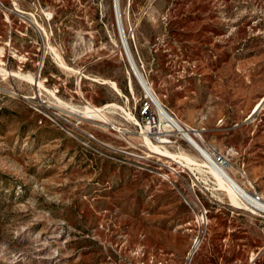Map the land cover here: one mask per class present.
<instances>
[{"label":"rangeland","instance_id":"rangeland-1","mask_svg":"<svg viewBox=\"0 0 264 264\" xmlns=\"http://www.w3.org/2000/svg\"><path fill=\"white\" fill-rule=\"evenodd\" d=\"M120 7L165 107L264 196V0ZM82 95L113 103L107 123H84L113 147L91 149L34 108L57 97L83 109ZM146 102L160 126L114 0H0V264H264V216L233 204L180 131L141 135Z\"/></svg>","mask_w":264,"mask_h":264},{"label":"bare ground","instance_id":"bare-ground-1","mask_svg":"<svg viewBox=\"0 0 264 264\" xmlns=\"http://www.w3.org/2000/svg\"><path fill=\"white\" fill-rule=\"evenodd\" d=\"M120 1L121 0H115V10H116V13H117V16L119 19V23L121 20L119 31L121 33V37H122V40L124 43L126 54L129 55V58L132 62V66H133V67L131 66L132 70L135 73L139 83L143 87L144 92H145V96L148 97L152 101L153 105L155 106V108L157 109V111L159 113L160 120L162 121V124H160V126H159L160 121L159 122L156 121V124H154V123L147 124L146 128H148V132L151 130H155L160 136V135H162V133H165L167 130L180 131L183 134V136L186 138V140L206 160V163L210 166L211 170L218 176L220 185L227 189V191H228V193L232 199L233 204H235V205L240 204L241 200H244L246 202L250 201V200L252 201V199H253L252 194L243 185H241L234 178V176L231 175V173L227 169V164L220 163L216 159L213 151H211L207 146L203 145L201 143L202 142L201 140H200L201 142L198 140L197 137L200 138L202 134H198V133L192 134L191 132H189L186 128L183 127V125L174 116V114H172L171 111H169L165 107V105L163 104L161 99L158 97V95L156 94V92L154 91V89L152 88V86L150 85L148 80L146 79L144 73L138 67V65L135 61V58L132 54V51L130 49L129 42L127 39V35L125 33V30H124V27L122 24V18H121V13H120V8H121L120 7ZM107 81L108 80H105V82H107ZM36 82H37V80H36ZM112 83L118 90H120L118 85L116 84V82L112 81ZM68 106L72 112L80 113L86 118H92L93 120H97V121H101V122H105V123H107L109 121V117L104 112H102V110L97 111V110L93 109L92 105L90 103L86 104L83 109H80V108H78L74 105H71V104ZM258 106H259V104L257 105V107ZM129 115H131V113ZM142 134H146V133H142ZM145 137L149 138V136L147 134L145 135ZM163 141H164V139H163ZM154 146L156 149L160 148L159 145H154ZM164 153L168 154L169 151L167 149H165ZM182 156L185 158L190 157L187 155H182ZM191 160H193V159H191ZM255 193H257V198L264 199V196L262 194H259L258 192H255Z\"/></svg>","mask_w":264,"mask_h":264},{"label":"built area","instance_id":"built-area-1","mask_svg":"<svg viewBox=\"0 0 264 264\" xmlns=\"http://www.w3.org/2000/svg\"><path fill=\"white\" fill-rule=\"evenodd\" d=\"M80 81H81V78H80V80L78 82L79 86H80ZM53 91H54L53 95H57V93H59V91H60V88L56 87V88H54ZM82 97L87 101V99L84 97V95H82ZM55 98H56L57 101L44 100L45 104L42 107L39 106V104H34V108L37 111H39L41 114H49V115H51L52 123L59 125L63 130H65L66 134L76 136L79 140L82 141V144L89 145L91 149H94V150L100 152V150H99V148L97 146L113 147L110 142L100 138L94 132H92L88 128L84 127V125H85L84 123H85V118L86 117L72 112L67 104H65L64 106L61 105L60 102H59L60 100H58L57 97H55ZM91 105H92L93 109L99 111V110H103V109L109 107L110 105H113V103L105 104L102 107L96 106L94 104H91ZM149 108H150V104H149V102H146V104L142 108V113L146 114V116H147V122H148L147 124H150V123L156 124L157 120L155 119V116H153L151 114H148L149 113ZM137 122H138V124L140 126L139 133L141 135H142V133H146L152 141L155 140V141H158V142H163V139H166V141H164V142H169L170 141V139L162 137L163 134L160 135L161 136L160 137L159 134L155 130H151V131L148 132V128H146L147 124H145L143 126L139 122V120ZM112 128L121 129V127L117 126L116 124H112ZM122 131H123V133H126L129 130L123 129ZM200 140L202 141V143L204 145H206L210 150L213 151L216 159L220 163L228 164V160H227L226 156L221 155L220 153H218V151L216 150L215 147H209L206 144L205 138H202ZM118 149H120L123 152H128V151L123 150L121 148H118ZM150 155H153V154L149 153L147 155V157L142 156V155L141 156L147 158L148 160H150L151 159ZM250 193L252 194L253 199H252V201L251 200L247 201V203L250 205L251 210L255 214L264 216V199L257 198V193H255L254 191H252Z\"/></svg>","mask_w":264,"mask_h":264},{"label":"water","instance_id":"water-1","mask_svg":"<svg viewBox=\"0 0 264 264\" xmlns=\"http://www.w3.org/2000/svg\"><path fill=\"white\" fill-rule=\"evenodd\" d=\"M114 6H115V0H114ZM115 13H116V10H115ZM116 19H117V23H118V26H119V29H120V24H121V20H120V23H119V19H118V16H117V13H116ZM128 56V59H129V62H130V65L132 66V62L129 58V55L127 54ZM133 67V66H132Z\"/></svg>","mask_w":264,"mask_h":264},{"label":"trees","instance_id":"trees-1","mask_svg":"<svg viewBox=\"0 0 264 264\" xmlns=\"http://www.w3.org/2000/svg\"><path fill=\"white\" fill-rule=\"evenodd\" d=\"M146 261H147V263L150 262V261H152V257H148ZM144 262H145V261H144ZM144 262H143V263H144Z\"/></svg>","mask_w":264,"mask_h":264}]
</instances>
